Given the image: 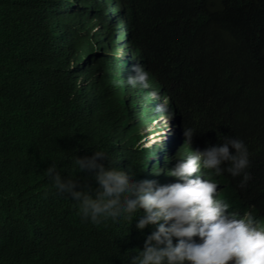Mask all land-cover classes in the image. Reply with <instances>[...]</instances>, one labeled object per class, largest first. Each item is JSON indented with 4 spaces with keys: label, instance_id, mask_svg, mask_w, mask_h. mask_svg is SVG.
I'll return each instance as SVG.
<instances>
[{
    "label": "trees",
    "instance_id": "16d2710c",
    "mask_svg": "<svg viewBox=\"0 0 264 264\" xmlns=\"http://www.w3.org/2000/svg\"><path fill=\"white\" fill-rule=\"evenodd\" d=\"M97 25L105 30V69L88 76L91 96L79 97L66 56L73 46H92ZM114 34L124 40L128 74L134 62L144 64L148 90L169 99L180 149L203 150L229 135L244 140L246 187L227 172L203 169L204 178L218 184L232 211L264 218V0H0V264H129L152 231L135 220L92 226L46 174L55 163L95 187L75 159L97 150L132 182L172 178L174 149L142 146L151 109L111 70ZM186 128L195 132L192 144Z\"/></svg>",
    "mask_w": 264,
    "mask_h": 264
},
{
    "label": "clouds",
    "instance_id": "9594fccd",
    "mask_svg": "<svg viewBox=\"0 0 264 264\" xmlns=\"http://www.w3.org/2000/svg\"><path fill=\"white\" fill-rule=\"evenodd\" d=\"M87 18L93 23L99 21ZM90 32L97 41L92 46H73L66 56V67L78 80L75 91L79 97L91 96L93 81L88 76H96L105 69L102 55L107 51L99 37L105 30L97 25ZM122 42L115 36L108 45L113 59L119 61L113 69L110 68L130 90H139L136 95H140L142 105L147 104L144 103L147 98L156 104L157 107L151 109L152 117H147L142 125L141 143L157 154L162 149H165L163 153L170 147L174 149L175 157L170 161L177 164L167 171L172 178H165L163 184L155 178L132 182L112 163L106 167L107 154L97 150L91 156H76L75 159L78 171L87 173V178L95 181V187L62 175L55 163L47 167V178L57 193L76 202L81 219L94 227L99 228L108 222H131L132 225L134 220L136 228L141 231L151 226L152 231L146 236L143 248H138L137 254L130 256L129 264H264V221H261L264 218L249 210L232 211V204L219 197L218 184L205 179L203 171L207 169L216 176L227 172L232 177H241L239 186L246 187L251 179L248 146L243 139L229 135L224 136L222 143L209 145L203 150L180 149L182 144L175 143L177 126L170 103L167 106L169 99L162 92L163 99L157 90H148L152 88L151 74L144 64L134 62L131 66L134 74H128L129 58L119 44ZM115 43L119 47L114 50ZM72 49L78 52L77 56ZM99 57L102 59L100 66ZM114 70H117L116 74ZM136 119L135 116L134 121ZM169 131H173L172 135ZM194 134L193 129L186 128V144H192ZM162 161L159 157L158 168Z\"/></svg>",
    "mask_w": 264,
    "mask_h": 264
},
{
    "label": "rangeland",
    "instance_id": "374dc122",
    "mask_svg": "<svg viewBox=\"0 0 264 264\" xmlns=\"http://www.w3.org/2000/svg\"><path fill=\"white\" fill-rule=\"evenodd\" d=\"M120 42H122V40L120 39ZM120 69V68H119ZM116 71L117 70H114V73L116 74ZM120 72V71H119ZM123 72V67L121 68V73ZM124 75L126 76L127 75V73L125 72L124 73ZM144 103H147L146 104V106H145V108L146 107H150L149 109H152V108H156L157 106H156V104L153 102V100H151V99H149V98H147V99H144ZM147 109V108H146ZM152 116L151 115H149V118H151ZM148 118V119H149ZM154 122H156V121H154ZM153 128V127H152ZM174 130V129H173ZM172 133H173V131H169V135H172ZM181 144V143H180Z\"/></svg>",
    "mask_w": 264,
    "mask_h": 264
},
{
    "label": "bare ground",
    "instance_id": "6f19581e",
    "mask_svg": "<svg viewBox=\"0 0 264 264\" xmlns=\"http://www.w3.org/2000/svg\"><path fill=\"white\" fill-rule=\"evenodd\" d=\"M123 84V83H122ZM154 128V127H153ZM151 129H152V127H151ZM161 184H163V182H161Z\"/></svg>",
    "mask_w": 264,
    "mask_h": 264
}]
</instances>
